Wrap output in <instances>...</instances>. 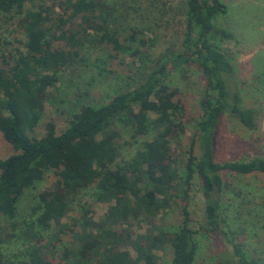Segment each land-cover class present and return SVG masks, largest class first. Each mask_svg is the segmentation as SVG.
<instances>
[{
  "label": "trees",
  "instance_id": "1",
  "mask_svg": "<svg viewBox=\"0 0 264 264\" xmlns=\"http://www.w3.org/2000/svg\"><path fill=\"white\" fill-rule=\"evenodd\" d=\"M185 4L180 54L162 60L141 82L107 102L81 105L62 132L47 121L44 134L36 137L28 132L36 128L60 72L74 63L80 50L110 45L137 56L139 48L126 42L136 40L141 31L130 28L120 42L110 27L111 7L103 0H0L4 21L17 20V27L9 31L14 34L11 39L0 41V133L15 149L0 160V214L13 218L25 189L48 171L56 176L52 187L40 191L31 206L34 219L25 231L28 264H194L198 243L186 205L174 231H163L157 216L178 190L186 201L197 177L205 199L202 229L215 231L219 219L215 194L224 187L221 170L264 174L261 157L215 160L214 136L222 115L228 113L254 130L257 113L242 106L240 94L226 81L234 65L224 44L233 34L213 19L226 13L227 5L223 0H185ZM189 63L201 71L204 91L201 113L193 120L184 158L178 160L172 146L184 133L185 110L168 78L179 65ZM118 125L130 131L132 140H139L128 159H120ZM83 194L92 202L114 203L95 220L90 206L82 202ZM70 211L78 213L67 224L63 219ZM140 221L149 227L144 234H135L133 227ZM65 235L71 236L69 246L56 258L55 243ZM165 245L172 256L161 263L155 250ZM234 252L240 264H264L245 258L238 246ZM0 264L11 263L0 256Z\"/></svg>",
  "mask_w": 264,
  "mask_h": 264
},
{
  "label": "rangeland",
  "instance_id": "2",
  "mask_svg": "<svg viewBox=\"0 0 264 264\" xmlns=\"http://www.w3.org/2000/svg\"><path fill=\"white\" fill-rule=\"evenodd\" d=\"M111 7L110 27L119 35L121 42L130 28L141 31L136 40L127 41L132 49L139 48V55L132 56L130 50L118 52L110 45H88L80 50L74 63L60 72V79L50 89L44 112L31 136L44 134L47 121L55 123L56 132H62L72 113L81 105H98L107 102L116 93L135 86L162 60H170L181 53V38L185 25V0H103ZM227 5L224 14H217L213 23L228 29L233 39L224 46L234 65L228 86L238 91L243 107L256 110L257 128L250 130L234 116L225 113L220 119L214 136V157L217 162L264 158V3L253 4L246 0H223ZM17 20L5 22L0 15V41L14 35L10 30L17 27ZM139 38L147 40L141 45ZM2 42V41H1ZM0 42V44H1ZM153 42V43H152ZM172 88L184 106V133L172 146V153L183 159L192 132L193 120L201 113L204 79L195 63L179 65L168 78ZM121 143L120 159L130 158L138 141L132 140L128 129L117 126ZM141 140V139H140ZM15 152L14 147L0 133V160ZM224 187L215 197L219 200L218 225L215 231L205 232V199L200 182L194 177L187 202L178 190L169 206L157 216L156 223L163 231H174L182 220V206L186 205L190 226L195 231L198 247L194 264H240L234 252L238 246L245 258L264 261V174H238L221 170ZM56 179L53 171L25 189L16 201L13 218L0 214V256L4 263L28 264L25 251L28 246L27 224L33 221L31 206L36 203L38 193L52 187ZM82 202L91 208V216L98 220L114 201L92 202L83 194ZM77 211H70L63 221L70 224ZM148 225L137 223L135 234H144ZM36 226L31 230L35 231ZM157 230L154 231V234ZM56 242V258L69 246L70 235ZM132 256L135 251L129 248ZM161 263H168L172 251L168 245L155 250Z\"/></svg>",
  "mask_w": 264,
  "mask_h": 264
},
{
  "label": "crops",
  "instance_id": "3",
  "mask_svg": "<svg viewBox=\"0 0 264 264\" xmlns=\"http://www.w3.org/2000/svg\"><path fill=\"white\" fill-rule=\"evenodd\" d=\"M246 1H249V2H251L253 4H256L258 2V0H246ZM259 2L264 3V0H259ZM262 34L264 35V31L262 32ZM262 38H263L262 41H263V44H264V36Z\"/></svg>",
  "mask_w": 264,
  "mask_h": 264
}]
</instances>
